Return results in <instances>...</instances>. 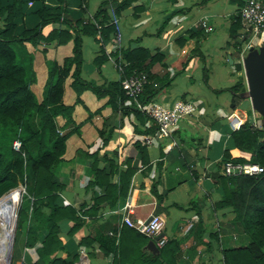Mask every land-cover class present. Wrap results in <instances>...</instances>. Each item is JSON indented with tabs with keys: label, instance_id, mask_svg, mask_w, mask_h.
Returning <instances> with one entry per match:
<instances>
[{
	"label": "crops",
	"instance_id": "0c3cea01",
	"mask_svg": "<svg viewBox=\"0 0 264 264\" xmlns=\"http://www.w3.org/2000/svg\"><path fill=\"white\" fill-rule=\"evenodd\" d=\"M100 1L87 0L85 9L79 12L83 20H94ZM44 2L49 11L60 10L58 0ZM78 2L67 0V5L79 9ZM134 5L142 8L135 9ZM107 10L113 19L110 8ZM236 10L237 2L231 0H133L114 14L116 29L106 37L99 32L82 34L81 77L95 83L118 79L115 59L125 62L119 52L121 46L139 44L151 53L158 49L163 57L152 65V70L160 76L168 72L173 77L152 96L164 104L175 98L189 99L194 110L169 125L167 135H160L150 116L141 110L136 113L114 106L107 94L98 97L86 87L76 100L70 84L72 75L65 77L63 101L73 106L68 118L65 113L55 116L59 133L65 134V149L51 169L61 183L53 201L74 207L80 216L79 224L70 233L74 218L64 216L57 220L63 243L77 251L74 264H110L119 231L126 223L121 217L127 201L128 214L133 219L161 214L169 228L164 231L180 240L181 256L187 257L188 249H195L190 264H217L220 246L232 245L228 232L233 227V211L213 206V201L221 197L222 187L211 171L223 158V147L232 144L231 130L245 119L250 123L259 121L247 110L245 116L243 110L242 115L235 110L240 106L235 101V91L229 88L243 68L246 48L242 47V38L250 35L248 31L241 33V26L236 29L240 33L236 37L230 34L229 25ZM202 18L213 24V30L204 29ZM2 20L0 15V24ZM37 20L38 14L33 12L14 17L16 23L27 27ZM65 26L66 22L53 20L43 26V31ZM69 30L73 34L72 27ZM254 40L250 46H257L261 37ZM71 44V39L62 43L53 38L40 40L34 47L26 46L34 72L30 86L37 98H41L47 78L46 60L61 63L70 53ZM101 45L115 52L97 68L93 57L101 52ZM20 54L27 57L25 50ZM204 67L207 81L203 80ZM123 104L130 105L132 101L126 97ZM152 183L154 191L163 192L160 200L151 189ZM198 213L202 241L196 242L189 228ZM28 225L37 231L34 217L26 223L24 232ZM217 229L218 237L214 234ZM225 235L227 245H221ZM83 236L90 240L79 243ZM38 243L36 240L34 244ZM24 248L25 252L21 250L20 258L12 264H31L36 258L33 247Z\"/></svg>",
	"mask_w": 264,
	"mask_h": 264
},
{
	"label": "trees",
	"instance_id": "16d2710c",
	"mask_svg": "<svg viewBox=\"0 0 264 264\" xmlns=\"http://www.w3.org/2000/svg\"><path fill=\"white\" fill-rule=\"evenodd\" d=\"M132 1L101 0L93 13L94 20H83L79 12L85 9L87 0H79V9L69 7L67 0H58L59 11H49L44 0H0V15L3 19L0 24V134L9 133L13 138L20 140L19 148H14L9 143V138L7 144L0 147V183L12 185L17 179H24L25 191L31 196L28 221L34 217L38 226L36 231L35 226L28 225L24 232V245L28 248L33 247L36 254L31 264H74L77 258V251L69 249L58 235L57 220L64 216L73 217L74 224L68 230L70 233L79 224L80 216L75 214L74 207L53 201L61 183L56 179L51 167L65 149V134L59 133L55 116L58 113H65L68 118L73 106L63 101L65 77L69 73L72 75L70 84L76 93V100L80 98V92L89 87L98 97L107 94L114 106L125 110L130 108L136 113H139L140 109L133 102L130 105L123 104V100L128 96L120 82L122 76L132 69H143L147 72V80L139 94L141 100L152 97L157 89L168 85L173 77L168 72L160 76L152 70V65L163 57L160 50L151 53L148 47L139 44L119 48L125 62L118 57L115 59L120 74L118 79L95 83L80 76L82 34L99 32L106 37L109 32L116 29L107 8L119 14L120 10L130 5ZM231 1L237 2V10L234 20L229 25V32L236 37L240 34L236 29L241 26L239 8L244 0ZM134 7L140 9L142 5ZM74 10L77 13L71 15L70 12ZM31 12L38 14V20L32 26L27 27L22 22L14 21L15 16ZM53 20H62L66 22V26L52 27L44 32L43 26ZM69 27H72L73 34ZM261 36L264 39V32ZM53 38L62 43L71 39L70 53L63 57L61 63L54 59L46 60L47 78L42 88V96L37 98L30 86L34 72L32 55L26 46L34 47L40 40L49 41ZM12 42L18 45L17 48L12 46ZM100 47L101 52L93 57L97 68L109 54L115 52L103 45ZM24 50L26 58L20 54ZM238 66L241 67L239 64ZM203 80L207 81L204 68ZM229 88L234 90L236 95H241L240 91L245 88L243 75H239ZM125 110L123 111L126 112ZM230 137L232 144L223 147L222 159L251 160L264 166L262 127L253 126L245 119L231 130ZM220 162H217L216 169L211 171V175L222 187L221 197L213 201V206L226 207L233 211L230 223L249 237L247 242L242 244L220 246L223 264H264V169L256 174H223L219 171ZM151 189L155 190L154 183ZM154 192L160 200L163 192ZM23 193L21 189V198ZM43 206H47L48 209H44ZM26 213L22 208L18 215L24 218L27 217ZM196 215L197 219L189 229L196 236V242H199L202 241L201 219L199 213ZM20 234V231L16 233L13 254L18 252ZM214 234L216 237L219 236L218 229ZM148 238L133 226L123 224L110 264H190L195 249L193 251L188 249L189 256H181L178 238L169 236L168 240L158 247V251L149 250L145 246ZM36 240L39 243L35 245ZM89 240V236H83L79 243ZM58 250L64 253L58 254Z\"/></svg>",
	"mask_w": 264,
	"mask_h": 264
},
{
	"label": "built area",
	"instance_id": "2783aa9c",
	"mask_svg": "<svg viewBox=\"0 0 264 264\" xmlns=\"http://www.w3.org/2000/svg\"><path fill=\"white\" fill-rule=\"evenodd\" d=\"M110 11L113 19H115V13L111 9ZM239 15L242 27L241 33H246V31L250 33L247 38L246 36L242 38V47L247 49L255 43V38L261 37L262 39L261 33L264 32V0H244L239 8ZM201 23L206 31H211L214 28L213 24L207 21L206 18H202ZM146 80L147 72L145 70L132 69L129 73L121 77L120 82L128 98L131 99L135 106L154 120L158 134L167 135L169 125L177 123L188 116L194 110V104L191 100L184 98H175L169 104L162 103L155 96L147 100H141L139 94ZM251 124L253 126H261L259 122L255 121ZM19 145L20 140L15 138L13 147L19 148ZM263 169L264 166L261 163L251 160L234 161L225 158L219 164V171L223 174H256ZM128 207H130L129 201H127L125 210L122 213V221L143 232L149 238H153L158 247L162 246L168 240L169 235L164 231L165 218L161 214L150 213L146 218L133 219L128 214ZM160 232L162 233L158 237H155Z\"/></svg>",
	"mask_w": 264,
	"mask_h": 264
},
{
	"label": "rangeland",
	"instance_id": "374dc122",
	"mask_svg": "<svg viewBox=\"0 0 264 264\" xmlns=\"http://www.w3.org/2000/svg\"><path fill=\"white\" fill-rule=\"evenodd\" d=\"M264 41V39L262 38L260 40V43L257 44V46L255 47H258L260 44H262V42ZM13 47L17 48V44L15 42H12L11 43ZM42 49V48H41ZM249 50V48H247L245 50V52H247ZM204 72H206V69L204 67ZM241 74L240 75H243L244 77V82H245V88L242 90L243 92L241 93L242 96L240 95H235V101L237 103L238 106H240V108H237L235 110H237L238 112H240V114L242 115V112L241 110H243L244 112V116H245V110H247L249 113H252L254 114L256 117H258V122L261 124L260 127H262L264 129V126H263V123H262V113L259 112L251 103V99L249 97V95L246 93V81H245V76H244V70L242 68V71L240 72ZM207 74V73H206ZM240 119H242V117L240 116L239 117ZM8 138H9V143L11 145H13V141L14 139L16 138H13V136H11L9 133H1L0 134V147H4L7 142H8ZM13 138V140H12ZM24 184V179H17V181L15 183H13L12 185H6L5 182H1L0 183V194L2 192H4L7 188H9L10 190L9 191H12L14 194L11 195L9 197V201L10 202H14L16 199L18 201V203H21L19 205V208H18V213L19 211L24 208L26 210V214H27V217H24V218H20V216L18 215L17 216V221H16V225H15V237L16 236V233L17 232H21L20 236H19V241H18V252L16 254V257L15 254H13V257L12 258V262L11 264L16 261L15 259L16 258H20V254L22 253L21 250H23V252H25V248H24V230H25V224L28 222V211H29V205L31 203V196L29 195V193H27L26 191H24L23 193V197L21 198V189L20 187H18V185H21ZM11 186H13V188H10ZM23 188V187H22ZM26 190V188H25ZM194 200V198H193ZM216 221H214L212 223V225H215ZM232 229L229 230L228 234L230 235V239H229V243L232 244V245H238V244H242L244 242H247L248 240V236L245 232H243L242 230H240V228L236 227L235 225H232ZM164 230L165 231H169V228H167L166 226H164ZM227 233V232H225ZM232 234L234 237H232ZM227 235H225V237L220 240V244L221 245H227L226 244V241H225V238H226ZM222 237V236H221ZM15 247V246H14ZM220 251V250H219ZM14 253V252H13ZM217 264H223V256H222V253L220 251V254H218L217 256V261H216Z\"/></svg>",
	"mask_w": 264,
	"mask_h": 264
},
{
	"label": "water",
	"instance_id": "95a60500",
	"mask_svg": "<svg viewBox=\"0 0 264 264\" xmlns=\"http://www.w3.org/2000/svg\"><path fill=\"white\" fill-rule=\"evenodd\" d=\"M242 64L246 81V93L249 95L252 105L262 113V123L264 126V41L258 47H249V50L242 58ZM21 184L25 191V183ZM16 221L17 217L13 224H10L9 228L5 230L6 239L0 240V246L7 258V264H11L13 258ZM161 233L155 237H158ZM145 246L149 250L158 251V246L155 244L153 238H148Z\"/></svg>",
	"mask_w": 264,
	"mask_h": 264
},
{
	"label": "bare ground",
	"instance_id": "6f19581e",
	"mask_svg": "<svg viewBox=\"0 0 264 264\" xmlns=\"http://www.w3.org/2000/svg\"><path fill=\"white\" fill-rule=\"evenodd\" d=\"M20 189L24 192L21 185H18ZM7 188L4 192L0 194V240L6 239L5 230L9 228L10 224H13L15 218L17 217V211L19 205L17 199L14 202L9 201V197L14 193L9 191ZM0 264H7V258L3 254L2 247L0 246Z\"/></svg>",
	"mask_w": 264,
	"mask_h": 264
}]
</instances>
